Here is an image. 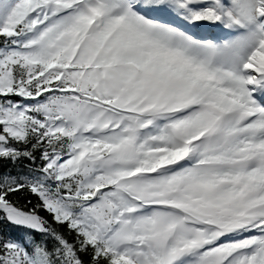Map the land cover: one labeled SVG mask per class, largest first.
Returning <instances> with one entry per match:
<instances>
[{
	"label": "snow or ice",
	"instance_id": "6c2138e0",
	"mask_svg": "<svg viewBox=\"0 0 264 264\" xmlns=\"http://www.w3.org/2000/svg\"><path fill=\"white\" fill-rule=\"evenodd\" d=\"M0 264H264V0H0Z\"/></svg>",
	"mask_w": 264,
	"mask_h": 264
}]
</instances>
